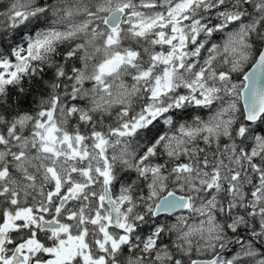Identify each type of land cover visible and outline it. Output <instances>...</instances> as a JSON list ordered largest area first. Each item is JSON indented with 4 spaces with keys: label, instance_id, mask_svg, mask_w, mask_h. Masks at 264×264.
<instances>
[{
    "label": "snow or ice",
    "instance_id": "obj_1",
    "mask_svg": "<svg viewBox=\"0 0 264 264\" xmlns=\"http://www.w3.org/2000/svg\"><path fill=\"white\" fill-rule=\"evenodd\" d=\"M0 264H264V0H0Z\"/></svg>",
    "mask_w": 264,
    "mask_h": 264
}]
</instances>
